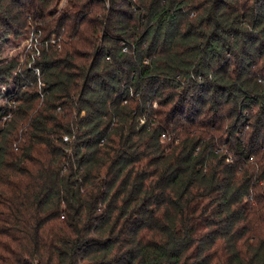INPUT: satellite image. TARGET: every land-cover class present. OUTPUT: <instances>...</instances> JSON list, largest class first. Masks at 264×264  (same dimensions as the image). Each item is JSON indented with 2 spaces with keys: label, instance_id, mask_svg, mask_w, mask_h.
Returning a JSON list of instances; mask_svg holds the SVG:
<instances>
[{
  "label": "trees",
  "instance_id": "1",
  "mask_svg": "<svg viewBox=\"0 0 264 264\" xmlns=\"http://www.w3.org/2000/svg\"><path fill=\"white\" fill-rule=\"evenodd\" d=\"M62 1L0 0L67 36L0 62V264H264V0Z\"/></svg>",
  "mask_w": 264,
  "mask_h": 264
},
{
  "label": "built area",
  "instance_id": "2",
  "mask_svg": "<svg viewBox=\"0 0 264 264\" xmlns=\"http://www.w3.org/2000/svg\"><path fill=\"white\" fill-rule=\"evenodd\" d=\"M66 0L62 1V4L65 3ZM39 25L36 24V28L35 25L32 26L33 29H31V38L29 40V44L27 46V67L34 73L37 75L38 77V86L41 88L44 85V81L41 77V69L40 67L37 65L38 60L40 59L42 53L44 50H48L50 47H57V48H61L63 43L65 41H67V36L64 34H56L53 33L51 34L50 37H44L43 35V30L38 27ZM21 67V64L18 65L17 69L14 71V75H17V72L19 71ZM10 85L12 88L15 87V85H13L12 80H10ZM5 89V90H4ZM11 89L6 88V86H3L2 91H10ZM42 97H44V94H41ZM1 101V100H0ZM1 103L6 104L8 103V105H13L16 104V99H6L3 101H1ZM156 105V104H155ZM10 116V114H9ZM142 122H144V120L142 119ZM162 138L163 140L165 139H171L172 136L169 135L168 133H163L162 134ZM68 139V136H65V140Z\"/></svg>",
  "mask_w": 264,
  "mask_h": 264
},
{
  "label": "rangeland",
  "instance_id": "3",
  "mask_svg": "<svg viewBox=\"0 0 264 264\" xmlns=\"http://www.w3.org/2000/svg\"><path fill=\"white\" fill-rule=\"evenodd\" d=\"M63 5L64 4L60 3L59 9H61ZM33 25H35L34 28H36V23H33L31 26H29L27 32L22 34L19 37H16V38L9 37V38L0 39V62H7L11 59H16L18 61V65L21 64V66L27 67L28 52L26 51H27V46L29 44V40L32 36L30 30L33 29L32 28ZM38 27H40V25ZM3 86L4 85H2L1 88H3ZM6 88L12 89L10 84H8ZM0 104H1V101H0Z\"/></svg>",
  "mask_w": 264,
  "mask_h": 264
}]
</instances>
